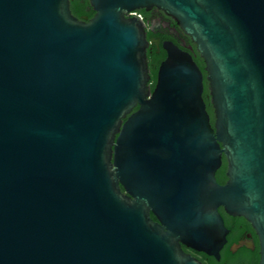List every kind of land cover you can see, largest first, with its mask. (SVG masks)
Returning a JSON list of instances; mask_svg holds the SVG:
<instances>
[{
  "label": "water",
  "instance_id": "water-1",
  "mask_svg": "<svg viewBox=\"0 0 264 264\" xmlns=\"http://www.w3.org/2000/svg\"><path fill=\"white\" fill-rule=\"evenodd\" d=\"M87 1L0 0V264H202L181 244L218 259L219 208L264 264V0ZM152 8L205 75L164 42L151 90Z\"/></svg>",
  "mask_w": 264,
  "mask_h": 264
},
{
  "label": "flooded vegetation",
  "instance_id": "flooded-vegetation-1",
  "mask_svg": "<svg viewBox=\"0 0 264 264\" xmlns=\"http://www.w3.org/2000/svg\"><path fill=\"white\" fill-rule=\"evenodd\" d=\"M137 15H139L145 23V33L148 41L147 63L150 75L149 84L151 90H153L156 83L158 67L166 58V52L162 48L164 42H172L182 51L189 53L195 63L197 53L195 52V47L191 43L189 37L182 32L171 17L165 15L161 10L156 8H152L148 11L141 9L136 11L135 14H131V16ZM203 75H205L204 72ZM205 83L206 81L204 80L203 95L205 92ZM135 110L136 109L133 111ZM210 123L213 124L211 119ZM224 162L225 159L222 157V163L215 172L216 181L221 185L227 180L226 162ZM218 212L221 215L224 226L227 230L226 241L219 250V258L217 259L204 252L196 251L184 244H181L182 251L194 257L202 264H231L235 258L246 261L256 254H258L259 257L258 239L250 224L241 217H231L227 215L223 208H219ZM150 217L153 221H157L155 215L151 212Z\"/></svg>",
  "mask_w": 264,
  "mask_h": 264
},
{
  "label": "trees",
  "instance_id": "trees-1",
  "mask_svg": "<svg viewBox=\"0 0 264 264\" xmlns=\"http://www.w3.org/2000/svg\"><path fill=\"white\" fill-rule=\"evenodd\" d=\"M70 10L73 16H75L78 19H82L83 17H86L87 19H90L94 12L87 0H70ZM196 63L198 64L199 68L203 71V62L199 58L198 54L195 58ZM203 99L206 104V110L210 115L211 122L213 121V113L212 108L209 102V96H208V90H207V84L205 83V92ZM225 163V162H224ZM258 254L252 256L249 260L243 261L239 258H235L231 264H257L258 263Z\"/></svg>",
  "mask_w": 264,
  "mask_h": 264
},
{
  "label": "built area",
  "instance_id": "built-area-1",
  "mask_svg": "<svg viewBox=\"0 0 264 264\" xmlns=\"http://www.w3.org/2000/svg\"><path fill=\"white\" fill-rule=\"evenodd\" d=\"M131 14H135V12L134 13H131ZM139 18H140V16L139 15H137Z\"/></svg>",
  "mask_w": 264,
  "mask_h": 264
}]
</instances>
